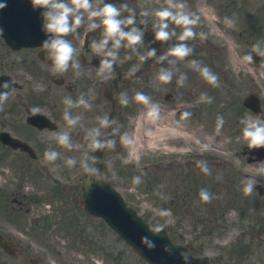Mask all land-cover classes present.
<instances>
[{"label": "rangeland", "instance_id": "374dc122", "mask_svg": "<svg viewBox=\"0 0 264 264\" xmlns=\"http://www.w3.org/2000/svg\"><path fill=\"white\" fill-rule=\"evenodd\" d=\"M156 1L136 0L149 12L148 17L151 19H154ZM186 1L183 0L184 3ZM6 51L5 47H0V73H15L14 77L22 82L30 80L33 90L39 92V82L32 76H26L24 71L27 64L21 63L22 58L28 60L31 55L21 52L7 56ZM201 51L204 54V49ZM211 52L212 55L216 54L213 46ZM173 66L176 70L172 71L171 83L161 84L154 72L156 68L152 66L139 81H130L126 98L131 109L136 92L151 96L153 102L159 103L161 107L160 120H164L163 124L191 134L189 142L182 137L172 141L174 136L169 133H163L159 143L153 135L144 137L147 130L139 125V120L145 119L146 109L141 105H137L133 112H127V117L116 110L117 118L113 125L114 130H118L114 132L116 145L104 156L111 182L128 205L149 224H163L173 242L185 245L189 253L209 256L212 264H264V236L251 243L246 235V229L254 220L253 211L249 210L248 218L242 219L236 207L225 203L235 193L234 188L243 187L240 186L241 183L239 186L232 185L230 175L233 177L237 173H253L256 178H264V172L261 171L264 170V162L248 166L240 158L241 147L246 142L239 136L241 131L236 118L239 95L231 91L229 85L233 79L221 78L223 76L219 74L221 83L207 91V84L201 83L200 74L191 75L190 63L178 61ZM10 68L12 71H9ZM92 75L97 83L100 78H106L93 72ZM181 76L185 77L182 85L178 83ZM78 83L85 88V82L79 80ZM55 92L60 96L63 91L60 88ZM204 93L212 98L211 103L201 100L198 102L197 99ZM166 94H170L168 99H165ZM23 100H26V91L12 92L3 106V111H0V130L22 136L31 134L23 127V110H18L17 107L18 101ZM46 105L52 106V103ZM183 111L191 112L192 116L187 122L177 125L176 121ZM80 112L84 114L83 111ZM52 113L56 114L58 111L52 110ZM218 115H222L225 120L219 134L215 130ZM91 120L90 118L87 123L85 116L81 117L79 122L87 123L82 128L79 122L74 127H69L63 119L58 131L42 135L43 138L47 136L44 142L48 143L49 149L50 144L55 141L56 133L67 132L73 140V149L60 152V159L54 163L45 161L46 148L41 150L42 158L38 151V161L24 166L23 162L27 160H21L22 155L6 152L0 147V232L20 247V254L38 258L39 264H146L102 220L87 216L80 207V184L85 174L80 162L83 154L87 153L88 163L91 164L93 154L88 148L86 136H80L76 132H89L97 127V124H91ZM105 132L106 129L101 132V136ZM123 133H128L134 141L135 138L138 140L134 153H131V146L121 145L119 137ZM204 145H207L206 149ZM70 158L77 161L74 167H69L66 163ZM124 158L128 163L122 162ZM198 161L208 164L210 175H205L200 170ZM128 166L135 172H143L138 174L142 179L140 185L132 184L135 175L128 173ZM157 166L162 167L165 172L155 182V186L162 185V188L157 187V191L170 199H160L157 191L154 193L147 187L151 184L152 176H160ZM202 188L212 194L210 203H204L200 199L199 192ZM16 195L25 203L19 212L12 210L17 207L12 203ZM182 196H187L186 201L181 200ZM246 198L248 203L252 199L259 200L255 189ZM259 203L264 204V196ZM263 204H260L262 208ZM161 209L170 210L171 216L160 217L158 212ZM210 210L212 211L209 212ZM233 245L240 247V255L234 254L235 257H231ZM247 245L248 249L244 251L242 248ZM0 264L23 263L18 255L9 256L0 248Z\"/></svg>", "mask_w": 264, "mask_h": 264}, {"label": "clouds", "instance_id": "9594fccd", "mask_svg": "<svg viewBox=\"0 0 264 264\" xmlns=\"http://www.w3.org/2000/svg\"><path fill=\"white\" fill-rule=\"evenodd\" d=\"M32 10L40 9V16L42 18L41 31L45 35V39L41 45L47 50L48 57L52 61L51 71L54 76H62L68 71L70 63L73 61L74 56L77 54V49L73 46L72 42L66 37L71 34H78V29L85 22V16L87 17V29L86 32H94L98 28H102L103 36L99 42L93 41L92 49L96 54L103 53V58L100 60V66L97 69V74L101 77H106L111 74L113 70V64L118 59V50L121 47H128L135 49L136 46L143 43L144 29L138 26L136 10L129 6L127 0L121 4H115L112 2H105V0H30ZM7 7L6 2L0 3V9ZM186 4L181 2H175V0H168V6L160 8L154 12L155 22L153 28L155 29L154 38L156 41H168L175 32H170L169 22L175 26L181 28L180 34L177 36L179 43L171 47L165 54L156 57V50L150 49L146 54L139 55L138 59L141 63L147 61L150 58H157V62L161 63L169 57L174 60H169V64H173L175 61H183L185 58L192 55L193 48L186 45L184 42L195 39L199 35L201 40L207 38L206 34L201 32L196 33L195 28L200 23V16L196 13L188 12L185 10ZM122 13L126 15L122 17ZM141 17H148L149 12L142 10L140 12ZM145 23V20H140L139 25ZM225 23L231 26L234 22L225 18ZM128 28L125 31V28ZM0 36H3V29H0ZM111 42V48L109 43ZM126 42V44L124 43ZM264 42L257 41L252 46V52L243 55L242 63L251 65L253 64V55L264 57ZM131 59V56L126 57ZM192 66L198 68L201 77L211 86H218V76L207 66H201L196 60L191 61ZM73 69H79V62L71 63ZM138 70L137 67H133L129 71V75H134ZM80 73H77L79 75ZM157 80L164 85L172 82L173 74L167 68H160L157 74ZM185 77L181 76L178 80L179 84H183ZM15 89L12 87L11 81L0 82V111H3L5 102L9 99V96ZM136 104L141 105L146 109L144 112L145 119L149 124L155 125L161 119V107L159 103L153 102L151 96L144 94L143 92H136L134 97ZM201 101H207L211 103L212 98L204 93L200 97ZM63 103L66 108L63 113V119L66 121L69 127H74L78 124L81 117H70L68 109L83 107L90 109V103L81 96L78 100L73 101L70 97H65ZM120 104L127 107L129 104L128 98L121 93ZM33 112H38V108H33ZM192 116L189 111H183L179 114V120L176 121L177 125H182L183 122H187ZM98 127L92 128L87 136L88 148L95 152L97 150H103L105 148L113 149L116 145L115 139H99L101 136V129H107L111 126L112 121L108 119L107 115L97 118ZM243 125L241 129L240 138L246 142V147L249 150L264 148V115L257 114L255 118L245 117L240 120ZM225 124L224 117L218 115L216 117L215 130L219 134ZM118 130H114L116 132ZM120 143L124 147L133 145L134 139L129 136L128 133L120 134ZM55 140L59 146L64 149L71 150L74 145L72 144L71 137L67 132H59L55 135ZM205 149L207 145L203 146ZM44 158L46 162L54 163L60 159V152L57 150H46L44 152ZM92 163H88V154H83V159L80 162V167L86 174L85 186L91 188L93 184L103 185L108 182L107 173L98 167L102 161L98 160L95 156L91 157ZM123 163H128L126 158L122 159ZM66 163L69 167H74L77 164L75 159H67ZM197 166L205 175L211 174V169L204 161H198ZM264 172V170H261ZM142 183L141 176L137 175L133 177L132 184L140 185ZM242 192L245 196L252 195L254 186L258 181L253 178H245L243 181ZM162 188L163 186H158ZM160 199L166 200L170 197L165 196L160 191L156 193ZM200 199L204 203H210L213 199L212 194L205 188L200 189ZM160 217H170L171 212L168 209H161L158 212ZM164 228L163 224H154L150 227V233L152 235L159 234ZM141 243L148 249L154 250L156 243L145 235L141 237ZM164 251L171 252L168 246H164ZM184 264H188V256L186 253H181Z\"/></svg>", "mask_w": 264, "mask_h": 264}, {"label": "flooded vegetation", "instance_id": "af4514ba", "mask_svg": "<svg viewBox=\"0 0 264 264\" xmlns=\"http://www.w3.org/2000/svg\"><path fill=\"white\" fill-rule=\"evenodd\" d=\"M110 0H105V2H109ZM127 2L131 5L134 4L132 0H127ZM197 7L199 9H202L204 11H209L211 14H215L216 21H206L205 23V31L206 33L211 31H215V35L210 37H207V39L204 42V48H205V54L203 58V64L204 66L209 67L214 73L221 74L222 76H225V72L229 77H233V79H236V86L235 91L240 94H245V97L248 95H255L258 97L261 111L258 113H251L249 111H245L244 107L242 106L243 99H241V112H240V118L243 119L245 117L248 118H255L257 114L264 115V57H260L256 55L255 53H252L253 55V64L247 65L242 63V57L245 54L252 52V46L257 42L261 41L264 42V0H203V5L199 2H197ZM126 15V13H122V17ZM231 19L234 23L231 26H228L225 23V18ZM145 20V23L142 25H139L140 20ZM137 21L138 26L142 27L144 29V34L150 29L152 26H148L147 20L145 17H138L137 15ZM128 28H125V31H127ZM172 31L175 32V35H173V40H177L176 31L173 29ZM237 31L235 33V37L233 38V32ZM102 33V29L100 31ZM207 33V35H208ZM220 35L229 36L231 38V41L233 42V47L235 48L234 52L237 56L236 64L234 65V69L230 68V66H227L224 60V56L221 54V52H216V55H212V46L210 45V42L212 40L218 41ZM98 33L95 36H91L90 38V45L89 49L86 53H83V56L80 55L78 52V58L81 61V64L85 65L82 67L81 73L78 75V77H81L82 75H90L91 73L90 69L96 70L93 66H91L90 61L93 58V49H92V43L93 41L99 42L101 38L98 37ZM96 37V38H94ZM75 36L72 35V37H66V39L70 40L75 45L76 39H74ZM126 44V42H124ZM111 45V42L109 43ZM143 46H136L135 49L128 48V47H121L124 52L126 53H141V48L147 51V43L143 39ZM203 46V43L201 44ZM200 46V47H201ZM264 46V45H262ZM76 48V45L74 46ZM173 47V43H171L169 49ZM214 47V46H213ZM168 49V50H169ZM167 50V51H168ZM167 51L160 53L159 56L165 54ZM143 52V50H142ZM37 55V54H36ZM98 57L99 60L103 58V53L99 54ZM157 56V57H159ZM139 55L137 56L138 59ZM170 60H172V57H169ZM133 61L136 60V58L132 59ZM139 61V59H138ZM100 64V63H99ZM166 65L165 63L163 66ZM171 70V67L168 68ZM37 71H41L40 68L36 67ZM113 72L117 75L116 80H112L111 83H108L109 88H107L104 93V96H109V98L113 99V95L119 91L120 84L123 86L127 84L126 80L124 79V76L127 72L123 66H113ZM75 69L69 66V69L65 76L66 84L63 85L64 91L68 93H73L77 91V81L78 77L74 73ZM83 73V74H82ZM70 76V77H69ZM91 77V76H90ZM90 80L88 83L91 84ZM103 83H101L100 87L96 89L97 92L103 87ZM50 87V86H48ZM88 90V89H87ZM104 99L106 102L111 103L108 101L105 97ZM114 100V99H113ZM116 103V100H114ZM100 100H94L90 103L91 106H97L100 105ZM20 104V103H19ZM115 106V105H114ZM112 107V103H111ZM114 108V107H113ZM112 108V109H113ZM113 113H111V117L113 116ZM80 117L85 116V118L89 121L90 116L79 113ZM87 121V122H88ZM84 123V122H81ZM241 124V123H240ZM243 127V125L241 124ZM244 150L247 154L245 156L250 159L253 156L250 154L249 149L244 147ZM25 155V153H22Z\"/></svg>", "mask_w": 264, "mask_h": 264}, {"label": "water", "instance_id": "95a60500", "mask_svg": "<svg viewBox=\"0 0 264 264\" xmlns=\"http://www.w3.org/2000/svg\"><path fill=\"white\" fill-rule=\"evenodd\" d=\"M6 2L7 7L0 9V28L3 29L5 41L13 48L18 49L26 46L41 45L46 37L41 31L42 10H32L30 0H0ZM38 41V42H37ZM9 81L0 77V82ZM14 85H12L13 87ZM40 118L34 116L29 119L34 125L42 127L44 124L37 122ZM3 141L14 146V142L6 139L4 133L0 134ZM263 150H261V153ZM99 156V155H98ZM98 160L102 161L101 156ZM107 175L103 161L98 165ZM84 197L81 201L84 211L93 216L102 217L127 243H129L145 260L150 264H184L181 253H185V248L172 246L164 232L152 235L149 228L136 216V213L127 208L122 198L116 193L108 182L103 185L93 184L91 188L85 186V179L82 186ZM149 236L156 243L154 250H148L142 243V236ZM0 245L8 253H14L15 248L8 241L0 236ZM164 246H168L171 252L164 251ZM189 257V256H188ZM188 264H209L206 257H189Z\"/></svg>", "mask_w": 264, "mask_h": 264}, {"label": "bare ground", "instance_id": "6f19581e", "mask_svg": "<svg viewBox=\"0 0 264 264\" xmlns=\"http://www.w3.org/2000/svg\"><path fill=\"white\" fill-rule=\"evenodd\" d=\"M163 121L160 120L157 124L152 125L149 124L146 119H144L143 121L139 120V125H142L143 129L147 130L143 136L145 137L147 135H153V137L156 138V142L159 143L162 140L161 135L163 133H169V135L174 136V138L171 139L172 141H174V139H176L177 137H182L186 142H189L190 136L187 133L182 132L178 128L175 129L173 128V126L171 127L166 124H163ZM138 143V140H136L135 138L133 145H131V151H134V149L137 148Z\"/></svg>", "mask_w": 264, "mask_h": 264}]
</instances>
